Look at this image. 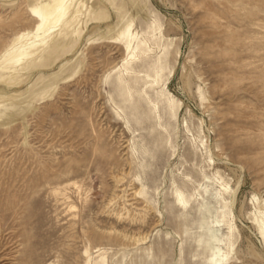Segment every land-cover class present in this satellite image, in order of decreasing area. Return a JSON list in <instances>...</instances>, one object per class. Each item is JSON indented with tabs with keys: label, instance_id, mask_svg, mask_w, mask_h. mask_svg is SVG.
Masks as SVG:
<instances>
[{
	"label": "rangeland",
	"instance_id": "obj_1",
	"mask_svg": "<svg viewBox=\"0 0 264 264\" xmlns=\"http://www.w3.org/2000/svg\"><path fill=\"white\" fill-rule=\"evenodd\" d=\"M263 221L264 0H0V264H264Z\"/></svg>",
	"mask_w": 264,
	"mask_h": 264
},
{
	"label": "bare ground",
	"instance_id": "obj_2",
	"mask_svg": "<svg viewBox=\"0 0 264 264\" xmlns=\"http://www.w3.org/2000/svg\"><path fill=\"white\" fill-rule=\"evenodd\" d=\"M31 11H32L33 14L38 15L39 18L41 17V13H40V9L39 8L32 7ZM45 17H44V19H45ZM36 31H37V37L44 34V32L39 33L40 27H37ZM175 202H176L177 205L181 206V208H182V207L185 206L186 200L182 197L180 192L176 191V193H175ZM263 226H264V221H263ZM211 248H212L211 259L214 261V264H220L223 260L226 259L227 253H219L213 246H211Z\"/></svg>",
	"mask_w": 264,
	"mask_h": 264
}]
</instances>
